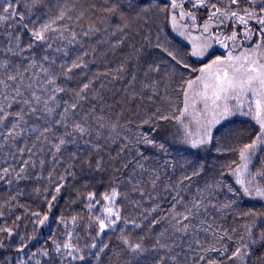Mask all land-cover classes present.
Listing matches in <instances>:
<instances>
[{"label": "snow or ice", "instance_id": "6c2138e0", "mask_svg": "<svg viewBox=\"0 0 264 264\" xmlns=\"http://www.w3.org/2000/svg\"><path fill=\"white\" fill-rule=\"evenodd\" d=\"M0 184V264H264V0H0Z\"/></svg>", "mask_w": 264, "mask_h": 264}, {"label": "trees", "instance_id": "16d2710c", "mask_svg": "<svg viewBox=\"0 0 264 264\" xmlns=\"http://www.w3.org/2000/svg\"><path fill=\"white\" fill-rule=\"evenodd\" d=\"M112 42L113 43L115 42V38H113ZM102 48L104 50H107V45L102 46ZM124 52H126V48L115 50V54L114 55L111 52H109L107 59L111 60L113 62V66H114L115 62H117L122 57ZM116 87H120V85L118 84V85H116ZM121 95L122 94H117L115 99H120ZM116 108H117V110H119L120 105H116ZM133 111H135L134 108H133ZM125 115L129 116L130 113L125 111ZM237 119L238 120H243L245 118L240 117V118H237ZM71 183H72V181L69 180V184H71ZM24 184H28L29 185L28 188H27V193L28 194L23 196V197H21V201L24 202V203H33V202L38 203L40 198L37 196V194L32 192L31 182H22V186ZM7 191L8 190H7L6 186L3 185V184H0V202H2V200L7 197ZM73 196H74V192L71 189H69L68 191L62 190V195H61V197H60V199H59V201L57 203L56 209H54V211L58 213L61 209H64L68 205V202H69L70 198L73 197ZM73 207L78 208L79 205H75ZM257 207H259V204H257ZM52 226H53V228L55 227L54 224Z\"/></svg>", "mask_w": 264, "mask_h": 264}]
</instances>
